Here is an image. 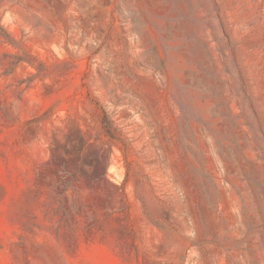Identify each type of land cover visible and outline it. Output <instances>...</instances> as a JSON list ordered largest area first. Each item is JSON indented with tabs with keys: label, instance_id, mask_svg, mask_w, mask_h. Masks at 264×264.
Instances as JSON below:
<instances>
[{
	"label": "rangeland",
	"instance_id": "obj_1",
	"mask_svg": "<svg viewBox=\"0 0 264 264\" xmlns=\"http://www.w3.org/2000/svg\"><path fill=\"white\" fill-rule=\"evenodd\" d=\"M0 264H264V0H0Z\"/></svg>",
	"mask_w": 264,
	"mask_h": 264
}]
</instances>
